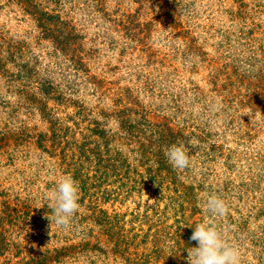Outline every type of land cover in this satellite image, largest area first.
<instances>
[{
    "label": "rangeland",
    "instance_id": "obj_1",
    "mask_svg": "<svg viewBox=\"0 0 264 264\" xmlns=\"http://www.w3.org/2000/svg\"><path fill=\"white\" fill-rule=\"evenodd\" d=\"M206 221L264 264V0H0V264H188Z\"/></svg>",
    "mask_w": 264,
    "mask_h": 264
},
{
    "label": "clouds",
    "instance_id": "obj_2",
    "mask_svg": "<svg viewBox=\"0 0 264 264\" xmlns=\"http://www.w3.org/2000/svg\"><path fill=\"white\" fill-rule=\"evenodd\" d=\"M252 116L249 113H245ZM255 121L252 117V123ZM168 162L174 169L184 170L190 165V156L182 142L172 145L165 150ZM79 186L70 175L63 176L48 192V200L52 209L51 215L45 214L50 225L55 223L62 228L70 227L73 216L79 209ZM205 210L214 217H223L227 214L226 202L217 195L208 196ZM190 240L197 241L198 246L187 250L188 264H241L239 249L228 243L218 227L211 221L195 225ZM35 247V245H33Z\"/></svg>",
    "mask_w": 264,
    "mask_h": 264
}]
</instances>
